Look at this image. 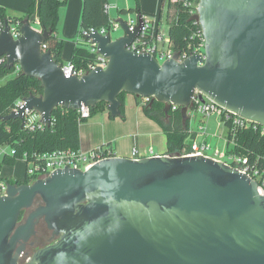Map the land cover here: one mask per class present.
Listing matches in <instances>:
<instances>
[{"label": "water", "instance_id": "1", "mask_svg": "<svg viewBox=\"0 0 264 264\" xmlns=\"http://www.w3.org/2000/svg\"><path fill=\"white\" fill-rule=\"evenodd\" d=\"M204 55L179 52L161 63L127 46L139 23L111 39L97 30L84 36L108 61L80 77L66 76L41 43L51 30L36 28L28 17L13 38L9 21L0 29L4 67L18 64L37 78L39 95L22 98L3 121L25 113L51 126L56 107L76 110L106 103L121 116L120 93L149 97L180 107L182 123L192 109L195 90L227 111L264 126V0H198ZM38 204L36 205V203ZM43 221L50 233L25 264H264V192L258 182L223 161L204 155L131 158L112 155L85 170L56 169L30 183L8 182L0 196V264H21Z\"/></svg>", "mask_w": 264, "mask_h": 264}, {"label": "trees", "instance_id": "2", "mask_svg": "<svg viewBox=\"0 0 264 264\" xmlns=\"http://www.w3.org/2000/svg\"><path fill=\"white\" fill-rule=\"evenodd\" d=\"M67 0H37L38 4V22L39 26L46 30H51L52 34L44 42L47 49L50 50L52 57L58 63L63 64L61 60L64 39L56 35L58 24L59 8L66 3ZM136 7L129 9H121V12L141 13V9L136 0ZM108 0H82V10L79 23V34L82 37V32L89 28L100 29L101 27H109L110 17L105 8V3ZM36 0H31L28 10L23 16H7L0 8V22L3 23L6 19L12 22H21L25 17L30 18L34 12ZM166 20L169 25L168 33L171 40V48L175 52L188 49L189 44L196 43L192 37L193 31L196 28L193 21L190 20L188 9L183 7L182 3L172 2L167 0ZM84 43H76L71 52L70 61L76 67L86 66L95 58V54L90 51L87 40ZM191 45V46H192ZM15 70L14 67L7 69L4 63H0V77L8 74L9 71ZM42 93L40 81L37 78L29 77L21 71L16 72L15 76L7 81L0 83V116L7 115L15 102L30 94L39 95ZM125 92L119 94L118 99L121 102V116L124 117V96ZM141 97H136L137 104L141 105L144 113L150 118L158 122L167 139V153L180 152L183 146L187 145L188 137L192 138L193 134L188 132L189 116L182 123L180 110L169 111L166 115L163 111V104L154 101L149 106L148 102L142 104ZM106 109L105 102H99L95 107L90 108V115ZM51 126H43L35 128L32 131L21 127L19 119H8L3 121L0 119V145L6 144L12 148L15 153L13 155H5L0 159V168L4 164H14L16 160L22 159L26 154L27 159L33 154H41L57 149L79 147V131L78 127L81 121L78 120L76 110L56 107L51 116ZM227 138L232 137L230 131H227ZM235 143L229 145V151L237 154L246 155L250 161L258 159V165L264 169V134H260L258 129L253 126L245 127L234 135ZM105 150H108L111 155L114 151L110 143L103 144ZM30 177L25 176L24 180H10L7 182H29Z\"/></svg>", "mask_w": 264, "mask_h": 264}, {"label": "built area", "instance_id": "3", "mask_svg": "<svg viewBox=\"0 0 264 264\" xmlns=\"http://www.w3.org/2000/svg\"><path fill=\"white\" fill-rule=\"evenodd\" d=\"M171 1L182 3L183 7L188 9L190 18L197 12L198 0ZM162 2L165 3V7L167 9V0H162ZM105 8L106 11L109 12L108 10L109 8H111V5H109L107 2L105 3ZM166 9L164 14L165 21H163L162 19V4L158 8V11H156L155 13H134L133 15H128V18L126 20L124 19L128 25L129 30H132L133 27L139 23V19L141 20L140 32L127 46L128 49L139 53H151L160 63L172 56L175 51H173L171 48V40L168 33L169 25L166 20ZM193 23L195 24L196 28L193 31L192 37H194V40L197 39V41L193 45H188V49L192 50L179 51V62L192 53L200 54L202 56L204 55V37L202 35V30L198 22L193 21ZM36 24L39 25V22L37 21ZM165 26L166 28L164 29ZM2 27L3 23L0 22V29ZM119 27V22L110 19L108 28H89L88 30H84L82 32V37L79 34V37L85 39L84 36L89 32H93L94 30H97L101 34H110L111 29H117ZM9 31L13 38H18L20 36V22L9 21ZM87 44L90 51L95 54L94 60L87 63L86 66L82 67H76L71 61L65 64H61L64 75H76L80 77L81 75L90 71L91 69H94L95 67L99 66L105 68L108 59L98 53L96 45L94 43H91L89 39L87 40ZM41 49L42 51L47 49V45L44 42L41 43ZM0 63H5L4 57H0ZM14 69L16 72L21 71L18 64L14 65ZM199 94L200 92L198 90H195L194 96L192 98L193 107L192 109L188 110L189 113L196 111L206 118L216 117L218 125H222L225 127L226 134L227 131H230L232 137L228 139L226 134L222 137L226 147L225 150H220L217 147L212 149V145L208 141V138H205V136H207V125L201 124L198 125L196 131H188L190 134L194 133V137L190 142L187 143V145L183 146L182 150L178 153H180L181 155H204L230 164L233 167L239 169L241 172H244L250 177L254 178L258 182L260 190L264 192V169L258 165V159H254L253 162H251L248 156L229 151V145L233 146V144L235 143L234 135L238 132V130L253 126V128L258 129L260 134L263 135L264 126L243 119L239 115L225 110L224 108L218 106L210 100L206 99L205 101H201ZM140 101L142 104H146L150 101V98L141 97ZM21 103L22 98L18 99L15 102L14 106L11 108V111H16L17 107L21 105ZM177 109H180L178 105L173 103L170 104L169 111H175ZM76 111L78 113L79 121L90 117V107L81 105L78 109H76ZM23 127L28 129L29 131H32L35 128L43 127V124L40 122L38 114L34 113L33 111H27L25 113V122ZM197 135H200L203 138L196 140ZM211 149L212 154H209L208 151ZM14 153L15 151L8 145H0V159L5 155H13ZM148 153V156L158 155L154 153L151 147L149 148ZM110 156H112L110 152L108 150H105V147L101 145L87 151L81 149L80 147L76 149H57L41 154H33L29 159H27L26 154H24L22 159L20 160H23L25 162V176L30 177L29 182H27L30 183L37 178L47 176L49 173L56 169L68 167L73 169L85 170L95 162ZM130 157L140 158L143 156L140 153L139 149L136 146H133L130 152ZM224 157H227L228 160H224ZM22 180H24V178ZM7 183L8 182L6 178H3L0 174V196L6 194ZM29 258L30 255H27L25 252H23L20 255V263L25 264L29 260Z\"/></svg>", "mask_w": 264, "mask_h": 264}, {"label": "crops", "instance_id": "4", "mask_svg": "<svg viewBox=\"0 0 264 264\" xmlns=\"http://www.w3.org/2000/svg\"><path fill=\"white\" fill-rule=\"evenodd\" d=\"M30 3L31 0H0V8H3V12L7 16H23L26 14ZM161 4L162 0H156V9L152 13L158 11ZM81 10L82 0H67L66 3L59 8L56 35L58 37H66V39L63 38L64 45L61 55L63 64L70 61L74 45L76 43L85 42L78 34ZM61 14L63 15L62 21L59 20ZM29 21L36 28L40 27L36 24L38 21L37 0L34 12L29 18ZM124 104L125 109L123 118L111 117L107 110L104 109L81 121L78 127L79 147L87 151L103 144L110 143L114 155L119 156L130 157L133 146L139 149L142 156L149 155L148 150L150 147L153 149L154 153L158 155L167 154V139L161 125L144 113L141 105L137 104L134 95L126 93L124 96ZM188 116V131H196L195 126L204 124L202 123L203 119L194 124L193 112L189 113L188 111ZM214 123L216 127L214 133H216V130L220 128L216 117H214ZM205 125H207L209 129L208 120ZM193 137L194 133L192 138H190V136L188 137V142H190ZM200 137V135H197L196 140L203 138Z\"/></svg>", "mask_w": 264, "mask_h": 264}, {"label": "rangeland", "instance_id": "5", "mask_svg": "<svg viewBox=\"0 0 264 264\" xmlns=\"http://www.w3.org/2000/svg\"><path fill=\"white\" fill-rule=\"evenodd\" d=\"M136 0H108V4L111 5V8H109V17L112 20H116L117 18L121 17L123 19H127L128 15H133L134 13L129 12L125 13V12H121V9H129V8H134L136 7ZM138 4L139 7L141 9V11H145L147 13H152L155 11L156 9V0H138ZM165 3L162 2V19L163 21H165ZM62 14L60 16V21H62ZM80 23V22H79ZM60 25V24H59ZM58 25V26H59ZM166 28V26L164 27V29ZM80 31V30H79ZM123 33V30L119 27L117 29H111L110 30V35L112 37V39L114 38H118L119 36H121ZM79 34V33H78ZM60 38H65L64 36H59ZM81 38V37H80ZM66 52V50H65ZM64 53V52H63ZM64 55V54H63ZM16 71L15 70H10L8 72V74H6L3 77H0V83H3L5 81H7L8 79L12 78L13 76H15ZM193 115H194V124L196 122H199V120H202V123H206V121H209V129L207 127V136H205V138H208V141L211 143L212 145V149L217 147L220 150H225V143L223 140V134H225V127L220 125L219 129H217L216 133H214L216 127H215V123H214V117H210V118H206L203 115H201L200 113L193 111ZM196 129L198 126H195ZM220 136V138H219ZM201 138V137H200ZM212 149L208 151L209 154H212ZM224 160H228L227 157L223 158ZM25 162L23 160H16L14 164H4L1 168H0V174L3 178H7L10 180H22L25 176ZM33 254V253H32ZM31 254V255H32ZM30 255V256H31Z\"/></svg>", "mask_w": 264, "mask_h": 264}, {"label": "flooded vegetation", "instance_id": "6", "mask_svg": "<svg viewBox=\"0 0 264 264\" xmlns=\"http://www.w3.org/2000/svg\"><path fill=\"white\" fill-rule=\"evenodd\" d=\"M149 102H148V104H149ZM38 202L39 201H37L36 205L38 204ZM37 230H38V233L40 234V236H38L36 238V240H35L36 242L34 245L27 244L25 251H24L27 255H31L36 249L43 247L48 243L47 238L49 237L50 233L47 232V230L45 228V224L42 220L38 223Z\"/></svg>", "mask_w": 264, "mask_h": 264}]
</instances>
